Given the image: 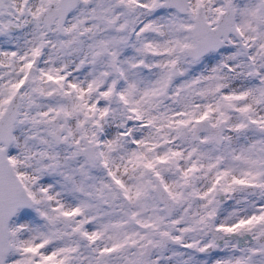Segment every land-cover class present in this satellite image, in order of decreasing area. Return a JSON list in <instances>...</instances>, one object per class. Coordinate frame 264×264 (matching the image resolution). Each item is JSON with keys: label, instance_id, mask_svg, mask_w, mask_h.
<instances>
[{"label": "snow or ice", "instance_id": "snow-or-ice-1", "mask_svg": "<svg viewBox=\"0 0 264 264\" xmlns=\"http://www.w3.org/2000/svg\"><path fill=\"white\" fill-rule=\"evenodd\" d=\"M0 264H264V0H0Z\"/></svg>", "mask_w": 264, "mask_h": 264}]
</instances>
